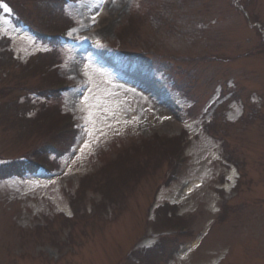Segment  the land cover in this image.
Returning a JSON list of instances; mask_svg holds the SVG:
<instances>
[{"label":"rangeland","instance_id":"374dc122","mask_svg":"<svg viewBox=\"0 0 264 264\" xmlns=\"http://www.w3.org/2000/svg\"><path fill=\"white\" fill-rule=\"evenodd\" d=\"M98 1L0 0V166L50 168L0 181V264H264V0Z\"/></svg>","mask_w":264,"mask_h":264},{"label":"bare ground","instance_id":"6f19581e","mask_svg":"<svg viewBox=\"0 0 264 264\" xmlns=\"http://www.w3.org/2000/svg\"><path fill=\"white\" fill-rule=\"evenodd\" d=\"M113 2H114V0H105L104 2L102 1V3H101V1H98V3H100V4L98 5L97 10L94 12V14L92 15V17H94V15H96L97 16V19H100L101 21H103L104 19L106 20L109 17L108 16V9L111 6V4H113ZM89 8L90 7H88V9ZM84 9H86V8H84ZM105 20L102 23H105ZM98 30H99V28L96 29L94 32H97ZM166 118L168 120V117H166ZM161 123H162V126L164 128L168 127V125H169V122L168 121L167 122H162V120H161ZM191 189H192V187L190 185L183 186L181 188V190H180V193H184V195H186L185 193L186 192H190Z\"/></svg>","mask_w":264,"mask_h":264},{"label":"snow or ice","instance_id":"6c2138e0","mask_svg":"<svg viewBox=\"0 0 264 264\" xmlns=\"http://www.w3.org/2000/svg\"><path fill=\"white\" fill-rule=\"evenodd\" d=\"M4 7H7V5H4Z\"/></svg>","mask_w":264,"mask_h":264},{"label":"trees","instance_id":"16d2710c","mask_svg":"<svg viewBox=\"0 0 264 264\" xmlns=\"http://www.w3.org/2000/svg\"><path fill=\"white\" fill-rule=\"evenodd\" d=\"M9 175V174H8Z\"/></svg>","mask_w":264,"mask_h":264}]
</instances>
